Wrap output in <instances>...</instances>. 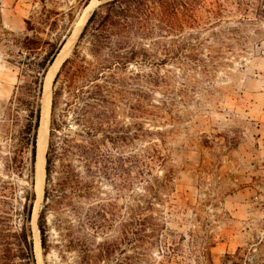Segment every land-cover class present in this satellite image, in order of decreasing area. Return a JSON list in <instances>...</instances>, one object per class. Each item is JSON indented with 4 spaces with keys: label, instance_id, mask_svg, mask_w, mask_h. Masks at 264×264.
Masks as SVG:
<instances>
[{
    "label": "rangeland",
    "instance_id": "374dc122",
    "mask_svg": "<svg viewBox=\"0 0 264 264\" xmlns=\"http://www.w3.org/2000/svg\"><path fill=\"white\" fill-rule=\"evenodd\" d=\"M90 1L21 0L17 9L28 14L33 29L26 22L23 29L13 31L4 23V12L18 0H0V256H8V249L14 247L10 232L19 227L20 218L15 212L22 209L27 186L36 192V168L33 184L26 172L18 174L8 168L26 116L25 110L16 113L11 101L17 86L36 74L34 69L48 49L47 41L58 43L64 36L68 38ZM105 1L97 0L92 13ZM233 7L234 4L229 5L230 9ZM239 18L240 13H226L216 27L202 32L200 39L204 44H196L194 49L189 45L177 49L167 64L146 68L160 72L168 84L160 83L142 99L155 103L150 119H143L145 127L151 129L144 137L139 135L136 118L141 98L138 89L129 88L116 95L117 115L129 135L119 151L145 154V149L153 146L151 176L140 178L132 189L119 191L99 173L88 175L91 189L86 197L78 196L84 194L80 192L72 194L74 205L49 213L52 245L44 253L40 240L42 264H81L80 249L67 248L62 241L65 228L71 226L76 236L87 234L95 244L103 242L118 234L114 229L121 219L105 235V221L102 230L92 229L94 225H90L92 221H87L85 214H95L98 205L113 203L124 207L143 203L147 197L153 202V210L144 212L156 215L163 228L162 240L173 242L178 249L172 256L159 252L163 241L159 242L158 236L143 241L124 240L107 259L110 262L104 264H202L199 253L204 246L210 248L216 264H221L226 254L237 251L238 264H246V260L249 264H264V18L257 25L246 26L242 34L250 35L249 41L237 44L231 29L239 25ZM80 44L90 57L85 46L87 39ZM191 53L203 62L190 59L187 55ZM25 62H31L32 69ZM68 123L66 130L76 139H87L73 117ZM104 135L101 133L98 138L105 148ZM49 138L50 118L48 145ZM73 162L86 178L84 162L75 155ZM147 178L152 179L153 190L145 188ZM41 199L39 213L44 191ZM31 228L33 236L32 222Z\"/></svg>",
    "mask_w": 264,
    "mask_h": 264
},
{
    "label": "trees",
    "instance_id": "16d2710c",
    "mask_svg": "<svg viewBox=\"0 0 264 264\" xmlns=\"http://www.w3.org/2000/svg\"><path fill=\"white\" fill-rule=\"evenodd\" d=\"M230 4H234L231 9ZM235 12L240 13L239 25L231 32L237 44H245L250 35L242 32L246 26L257 25L263 20L264 0H107L90 15L72 55L63 62L53 80L44 201L38 216L44 253H48L52 245L49 213L61 206L74 205L72 194L80 192L84 194L78 196L86 197L91 189L88 175L99 173L111 180V185L119 191L132 189L140 178L151 176V163L155 157L153 146L145 149V154L119 151L121 142H125L129 135L120 115H117L119 105L116 95L124 94L129 88L138 89L141 98L138 100L136 118L139 135L144 137L151 129L145 127L143 119H150L155 103H145L142 99L160 83L168 84V79L160 72L146 68L167 64L177 49H184L187 45L194 49L196 44H204L200 39L202 32L216 27L226 13ZM26 22L28 28L33 29L30 19ZM66 38L64 36L58 43L47 41L48 49L37 70L34 69L36 74L29 82L17 86L18 91L11 101L16 113L25 110L26 116L13 145L8 168L18 174L26 172L31 182L36 162L44 80ZM85 38L90 57L80 49V43ZM190 38L197 40L193 42ZM184 39L188 41L182 43ZM221 43L225 44V40ZM187 56L203 62L195 53ZM30 63L24 64L32 69ZM131 66H135V69H131ZM71 117L84 133L82 135L87 136L86 140H78L66 130ZM101 133H105V143H102L105 148L99 143L101 139L98 135ZM74 155L84 162L86 178L74 165ZM145 181L148 184L145 188L153 190L152 179ZM35 200V190L27 186L22 209L15 212L20 218L19 227L10 232L14 247L8 249V256H0V259H4L0 264H36L31 228ZM143 201L124 207L113 203L105 204V207L98 205L100 210L98 208L95 214H85L87 221H92L90 225H94L91 228L102 230L105 221V235H109L120 218L114 229L118 234L95 244L89 241L87 234L76 236L70 226L62 234L64 245L80 249L81 264H104L110 262L107 259L120 249L124 240L143 241L158 236L159 242L163 241L159 252L172 256L178 249L177 245L165 241V238L162 240L163 228L156 215L144 212L153 210V202L149 197ZM78 207L83 208L81 205ZM123 210L126 214H122ZM56 219L61 220L60 216H56ZM199 254L202 264H216L209 247L204 246ZM237 255L238 251L226 254L221 264H238L235 260ZM245 263L249 264L247 260Z\"/></svg>",
    "mask_w": 264,
    "mask_h": 264
},
{
    "label": "bare ground",
    "instance_id": "6f19581e",
    "mask_svg": "<svg viewBox=\"0 0 264 264\" xmlns=\"http://www.w3.org/2000/svg\"><path fill=\"white\" fill-rule=\"evenodd\" d=\"M97 0H91L86 7H84L82 14L79 16L75 23V32L71 38H69V43L65 47V53L61 57V60L56 63V65L51 69L50 74L45 76L44 85H45V95L44 92L42 93V104H41V121L40 126L38 129V138H37V153H36V183H35V189H36V201L35 205L32 211V225H33V241H34V248L36 253L37 262L39 264H42V259L40 255V231L37 224V217L39 213V202L42 200L43 195V179L45 177V163H46V150L48 146V130H49V118H50V112H51V103H52V93H51V83L52 80L61 64V61L70 54L74 42L76 40V37L81 29V27L84 25L88 15L90 14L91 10L96 6ZM66 39V41L68 40ZM43 85V86H44Z\"/></svg>",
    "mask_w": 264,
    "mask_h": 264
},
{
    "label": "crops",
    "instance_id": "0c3cea01",
    "mask_svg": "<svg viewBox=\"0 0 264 264\" xmlns=\"http://www.w3.org/2000/svg\"><path fill=\"white\" fill-rule=\"evenodd\" d=\"M20 1L18 0V2L10 10L6 9V11L4 12V23L13 31L23 29L26 20L30 19L28 14L17 9Z\"/></svg>",
    "mask_w": 264,
    "mask_h": 264
},
{
    "label": "water",
    "instance_id": "95a60500",
    "mask_svg": "<svg viewBox=\"0 0 264 264\" xmlns=\"http://www.w3.org/2000/svg\"><path fill=\"white\" fill-rule=\"evenodd\" d=\"M91 13H92V10H91L90 14H91ZM88 16H89V15H88ZM87 18H88V17H87ZM81 29H82V27H81ZM81 29H80V30H81ZM74 32H75V28H74V30L72 31V33L69 35V38H71V37L73 36ZM69 38H68L67 41H65V43H64L63 46L61 47L60 51H59L58 54L56 55L54 61H53L52 64L50 65V67H49V69H48V71H47V74H48V75L50 74L51 69L56 65L57 62H59V61L61 60V57L64 55V53H65V52H64V51H65V47H66V45L69 43ZM68 57H69V55H67V56L61 61V64H60L58 70L60 69V67L62 66L63 62H64ZM58 70H57V72H58ZM57 72H56V74H57ZM47 74H46V76H47ZM56 74H55V76H56ZM55 76H54V78H55ZM54 78H53V80H54ZM53 80H52L51 85L53 84ZM43 92H44V95H45V85L43 86ZM36 163H37V161H36ZM36 163H35V164H36ZM35 168H36V166H35Z\"/></svg>",
    "mask_w": 264,
    "mask_h": 264
}]
</instances>
